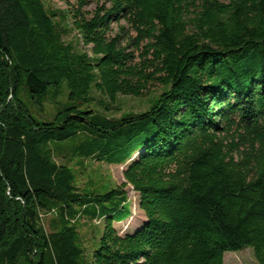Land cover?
Segmentation results:
<instances>
[{
    "label": "trees",
    "instance_id": "1",
    "mask_svg": "<svg viewBox=\"0 0 264 264\" xmlns=\"http://www.w3.org/2000/svg\"><path fill=\"white\" fill-rule=\"evenodd\" d=\"M60 1L0 0V264H264V0ZM95 161L125 182L80 187Z\"/></svg>",
    "mask_w": 264,
    "mask_h": 264
},
{
    "label": "rangeland",
    "instance_id": "2",
    "mask_svg": "<svg viewBox=\"0 0 264 264\" xmlns=\"http://www.w3.org/2000/svg\"><path fill=\"white\" fill-rule=\"evenodd\" d=\"M46 5L52 7L53 9H66L65 2L60 0H44ZM75 1V0H70ZM227 1V0H221ZM76 35L73 33L71 37ZM162 87L155 85L151 87V94L146 97L137 98L134 96H119L116 102L109 104L108 109L106 104H102L101 99L105 97L99 92H94V96L97 97L95 101L94 108L105 113L106 115L119 118L123 114L128 112H140L146 110L150 104L152 97L160 93ZM107 102L108 99H106ZM125 166L109 165L107 163H99L95 161L86 171V174L78 179L80 187H84L89 179L98 181L101 185L108 187L121 186L125 182L123 171ZM125 192L127 194V206L131 208L132 215L121 222L115 223V227L121 235L126 233H131L135 231L137 227L142 224L144 219V214L139 208V195L136 193L131 185L125 187ZM121 201V198H115L113 203ZM102 224L95 225L86 219L82 220L80 223L79 231L81 239L84 243L87 253L91 254L93 249L97 246L94 245L95 238L99 235L101 231ZM94 245V246H93ZM93 248V249H92ZM225 264H259L255 258L254 251L251 248L244 249L238 252H226L224 256Z\"/></svg>",
    "mask_w": 264,
    "mask_h": 264
}]
</instances>
